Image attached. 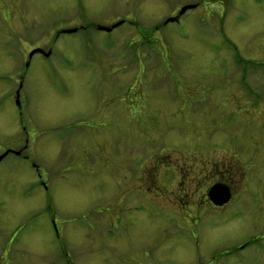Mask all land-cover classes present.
Masks as SVG:
<instances>
[{
    "label": "rangeland",
    "instance_id": "374dc122",
    "mask_svg": "<svg viewBox=\"0 0 264 264\" xmlns=\"http://www.w3.org/2000/svg\"><path fill=\"white\" fill-rule=\"evenodd\" d=\"M243 60L264 63V0H0V155L22 152L0 264H238L249 238L264 264V67ZM220 180L233 203L207 213Z\"/></svg>",
    "mask_w": 264,
    "mask_h": 264
},
{
    "label": "flooded vegetation",
    "instance_id": "af4514ba",
    "mask_svg": "<svg viewBox=\"0 0 264 264\" xmlns=\"http://www.w3.org/2000/svg\"><path fill=\"white\" fill-rule=\"evenodd\" d=\"M247 126V128H251V127H254V124L253 123H245ZM257 128H260L261 129V132L264 133V120L262 122H260L258 125H257ZM216 184H222L224 186H226L228 189H229V192H230V200L227 204L223 205V206H215L210 200H209V197H208V192L210 190V188ZM206 205H207V209H210L207 213H216V214H221L222 212H225L226 209H227V206L231 205V202L233 201L234 197H235V190L232 189V185L229 184L228 182H225L223 180H220V181H216L214 184H212L208 189H207V193H206ZM252 202V201H251ZM233 203V202H232ZM254 238H249V239H246L244 240L243 242H241L240 244H238L236 247H233L229 250H226L223 255H224V258L226 259H229L230 261L233 262V260H237L239 258V255L242 254V253H248V252H251L253 247H254ZM221 256V255H219ZM238 257V258H237ZM245 258V257H244ZM216 259V256H213L212 257V260H215ZM242 261V259H240ZM246 259H244L245 261ZM201 264V263H200Z\"/></svg>",
    "mask_w": 264,
    "mask_h": 264
},
{
    "label": "water",
    "instance_id": "95a60500",
    "mask_svg": "<svg viewBox=\"0 0 264 264\" xmlns=\"http://www.w3.org/2000/svg\"><path fill=\"white\" fill-rule=\"evenodd\" d=\"M186 9H182L180 14H183L185 12ZM38 52V51H35ZM33 53H31L30 56H32ZM20 154L19 152L16 153V155ZM7 155L4 154L3 156L0 157V161ZM214 194H221L220 198L218 197V199H216V196ZM210 199L212 200V202L218 206H222L224 203H226L229 199V191L227 189H225L223 186H216L215 188H213L209 194Z\"/></svg>",
    "mask_w": 264,
    "mask_h": 264
}]
</instances>
